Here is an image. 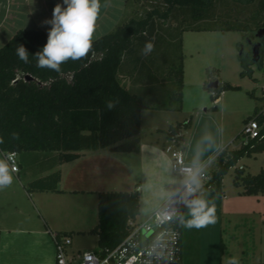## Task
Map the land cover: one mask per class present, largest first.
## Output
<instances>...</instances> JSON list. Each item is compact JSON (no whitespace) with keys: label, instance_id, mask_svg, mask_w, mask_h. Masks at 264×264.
<instances>
[{"label":"trees","instance_id":"16d2710c","mask_svg":"<svg viewBox=\"0 0 264 264\" xmlns=\"http://www.w3.org/2000/svg\"><path fill=\"white\" fill-rule=\"evenodd\" d=\"M160 1L163 7L148 11L141 18L126 20L115 32L92 41V48L85 57L67 60L61 64L60 72L37 66L36 55L48 40V34L39 28L19 30L0 49V154L15 152L20 156L21 173H30L28 178H32L26 180L21 175L28 195L62 192L61 171L38 177L25 159L28 155L50 161L41 172L44 174L59 164L78 160L89 151L139 153L144 110L182 111L185 33L244 32L251 41L264 29V0ZM149 40L154 50L143 55L142 49ZM261 42L263 44L264 39ZM21 45L29 54L28 63L17 55ZM241 48L243 75H247L252 53L246 54L243 46ZM156 52L168 54L165 59L171 62L158 65ZM28 76L32 79L27 80ZM124 77L129 79L131 87L125 85ZM166 84L170 85L167 89L169 104L158 103L157 91ZM138 86L145 87V95L133 90ZM238 90V87L220 84L218 89L210 91L214 93L212 101H218L225 91ZM109 102L114 104L112 109L107 107ZM216 110L214 106L207 111ZM251 120L261 127L260 137L247 143L243 141L240 149L223 150L216 158L215 170L209 173V181L198 189L195 198H202L207 192L225 196L223 182L230 170L245 157L264 153V107L257 109L245 124ZM192 124L193 118H190L173 125L167 131L168 138L178 146L184 144V132L191 129ZM236 172L234 184L244 188V195H264V169L255 176H245L244 168ZM98 200V225L92 233L99 237L98 249L115 248L129 234V222L140 215L141 194L138 191L105 192L98 195ZM187 210L188 207L176 222L182 232L181 264L185 247L186 252L191 247L184 240L181 219L185 220ZM220 251L221 255L225 252L223 241Z\"/></svg>","mask_w":264,"mask_h":264},{"label":"crops","instance_id":"0c3cea01","mask_svg":"<svg viewBox=\"0 0 264 264\" xmlns=\"http://www.w3.org/2000/svg\"><path fill=\"white\" fill-rule=\"evenodd\" d=\"M113 2L114 0H107L103 6L100 0V11L95 29L112 31L125 19L127 8V5L124 4L125 0H122V12L118 14L111 10ZM58 4L62 8L67 7L63 0H0V47L3 48L9 42L8 39L15 34V31L22 30L26 21L30 28L24 30L39 28L48 34L51 25L45 21L53 18V9ZM106 20H108L107 23H105ZM109 20L111 21L109 22ZM185 84L184 80V99L181 112L189 113L191 111L188 110H195V115L198 120H203V124H199L200 121L195 126L192 124L191 133L187 135V143L186 133L184 134V156L186 163L190 166L206 170L211 162H216V158L223 150L227 148L237 150L240 147L232 149L233 137L227 136L225 124L218 120V115L222 112L219 111V107L226 91L221 94L218 101L213 102L217 110L208 112V109L205 108L206 100L203 102V100L193 99L191 91H188ZM219 84L222 82L219 81ZM200 90H197L198 98L199 95L202 96ZM203 108L205 109L204 113ZM149 112L154 113L145 115ZM176 113L177 111L153 109L142 112L139 153H113L108 149L89 151L78 160L59 164L44 174L41 172L50 165L48 159L37 155L25 157L32 164V173H38V177L61 171L60 189L62 192L28 195L24 190L21 175L26 180L32 178H28L31 176L30 173L27 175L21 173L23 169L20 164V171L16 174L12 173L16 179L8 186H0V264H10L13 261L10 260V257H13L14 250L7 243L9 238L14 237L16 240L22 238V241H26L31 236L41 237L46 241L45 257L38 264H55L56 248L52 234L73 232L74 228L69 226V218L74 213H88L95 199L97 204L99 203L98 195L100 193L138 191L141 194L139 220L148 219L155 211L163 207L177 193L181 185V181L172 175V154L173 149H176L177 146L167 136V131L173 125L180 123L173 115ZM144 115L149 120L145 119L144 121ZM245 121L246 119L244 125ZM144 124L145 126L148 124L146 134L142 133ZM20 160L22 161L19 156V162ZM30 206L35 209H33L36 214L34 217L28 212ZM201 249L200 239L199 264H203ZM186 251L187 247H185L183 264L188 262ZM221 256L219 264H224V255ZM230 256L235 258L233 255ZM214 263L217 264L216 261Z\"/></svg>","mask_w":264,"mask_h":264},{"label":"rangeland","instance_id":"374dc122","mask_svg":"<svg viewBox=\"0 0 264 264\" xmlns=\"http://www.w3.org/2000/svg\"><path fill=\"white\" fill-rule=\"evenodd\" d=\"M101 1L103 6L104 2H107V0ZM124 4L127 5L126 17L118 26L126 20L141 18L148 11L163 7L160 0H125ZM121 5L122 0H114L111 10L118 14L122 12ZM107 22L108 20L105 21V23ZM169 24L172 26L176 25L175 22H170ZM29 28V24L26 21L22 30ZM106 30L95 29L92 41L113 33L116 29H112V31ZM17 32L15 31V34ZM258 41H260L258 38L250 41L244 32H187L183 36L184 80L188 91H191L193 99L203 100V102L206 100L207 105L205 108L207 109L214 107L211 97L213 92L207 89L213 78L221 81L222 84H229L239 88L238 91H226L219 107V111L222 112L218 115V120L225 124L227 136L233 137L232 149H237L243 144L244 139L241 133L244 128V120L252 117L257 109L264 107V42L260 62L254 61L252 54H250V52L252 53V43L254 44ZM241 46H243L246 54H250V74L247 75H243L245 69L240 60ZM159 51L160 46L158 47ZM158 52L154 53L155 61L158 65L162 62H171L170 59H165L168 54L165 53V55L163 52L160 55ZM123 81H125V85L131 87L128 78L124 77ZM205 83L207 86H205ZM169 86V84H166L162 90L157 91L159 94H156L155 97L158 98H155V100L158 103L169 104V99L167 98ZM198 89L202 91V96L199 95V98L197 97ZM133 90L138 91L141 95H145L147 92L143 86L135 87ZM151 90L154 91L152 88ZM162 96L165 97L159 99ZM188 111L191 112H177L173 115L180 123L193 118V126H195L200 120L195 115V110L191 109ZM202 111L204 113L205 109L203 108ZM153 113L149 112L145 115H153ZM145 115L144 121L146 119ZM147 119L149 120V118ZM200 123L203 124V120ZM146 126L144 124L142 132L144 134L147 133L148 124ZM185 133L187 143V135L191 133V129L185 131ZM238 136L240 137L238 138ZM163 139L166 140V138ZM175 150H178V147L173 149V152ZM0 158H3L2 154H0ZM215 167V163L211 162L206 167V171H212ZM239 168H244L245 176L257 175L261 169H264V154L245 157L235 168L230 170L223 182L225 198L211 192H207L204 195L203 199L209 205L215 206L216 222L200 229H188L183 226L184 240L191 245L187 252L188 262L186 264H199V251H197V248L199 247L200 239L203 264H215L214 261L219 264L222 258L220 251L221 241H223L225 246L223 254L224 264H228L231 258L230 255L235 256L239 264L264 263V195L246 196L243 194L244 188L234 184L237 175L236 170ZM172 175L181 181V178L173 171ZM15 179L13 176V180ZM33 209L30 206L28 212L34 217L36 214L34 213L35 209ZM69 219V226L74 228V231L68 234L73 241L71 250L75 253H88L97 250L99 237L92 233L98 225L97 200L95 199L88 213H74ZM187 219H190L189 210H187L185 216V220ZM22 240V238H17L16 240L14 237L8 239L7 243L14 250L13 257H10V260L13 261L10 264H38L42 262L45 257L46 241L37 236H31L26 241ZM243 252L246 253L243 254Z\"/></svg>","mask_w":264,"mask_h":264},{"label":"built area","instance_id":"2783aa9c","mask_svg":"<svg viewBox=\"0 0 264 264\" xmlns=\"http://www.w3.org/2000/svg\"><path fill=\"white\" fill-rule=\"evenodd\" d=\"M261 127L251 120L244 125L242 137L247 143L260 137ZM175 143V142H174ZM176 144V143H175ZM172 154V171L181 178L177 193L160 209L146 220L129 222V234L115 248L94 252L75 253L71 250L72 238L68 234H52L55 244V264H181L182 232L177 227V220L187 207L185 201L197 196L198 190L190 195L188 186L200 187L209 181L205 169H197L186 163L183 144ZM7 160V155H3ZM11 163V162H9ZM15 164L19 172V155L16 153ZM199 187V188H200ZM198 188V189H199ZM171 216V219L167 217Z\"/></svg>","mask_w":264,"mask_h":264},{"label":"clouds","instance_id":"9594fccd","mask_svg":"<svg viewBox=\"0 0 264 264\" xmlns=\"http://www.w3.org/2000/svg\"><path fill=\"white\" fill-rule=\"evenodd\" d=\"M66 8L56 5L53 9V18L45 23L51 25L48 40L42 51L37 53V66L49 68L60 72L61 64L67 60H79L85 57L92 48V36L95 23L100 11V0H63ZM154 50L152 41H146L142 49L143 55H148ZM18 57L28 63L29 54L23 45L17 49ZM109 109L114 107L112 102L107 104ZM2 142V141H0ZM7 160L0 158V186H8L13 182L12 173L17 171L15 164L16 153H7ZM11 162V163H9ZM195 187L188 186V193L194 194L200 187L193 181ZM190 219L182 223L188 229H200L216 222L215 206L202 198H193L185 201ZM171 219V216L167 217ZM88 258V254H85ZM228 264H239L236 258H231Z\"/></svg>","mask_w":264,"mask_h":264},{"label":"water","instance_id":"95a60500","mask_svg":"<svg viewBox=\"0 0 264 264\" xmlns=\"http://www.w3.org/2000/svg\"><path fill=\"white\" fill-rule=\"evenodd\" d=\"M257 38H258L260 41H258L257 43H254V44L252 43V58H253V60L256 61V62L259 61V59H260V52H261V48H262V46H263L261 40L264 39V29H262V30H260V31L258 32V34H257ZM30 79H32V77H31V76H28V77H27V80H30ZM219 86H220L219 81H212V82H210L209 85L207 86V89H208L209 91H212V90H216V89H218Z\"/></svg>","mask_w":264,"mask_h":264}]
</instances>
